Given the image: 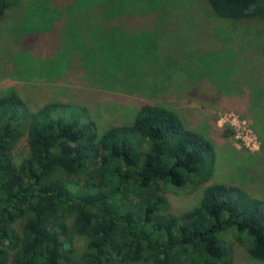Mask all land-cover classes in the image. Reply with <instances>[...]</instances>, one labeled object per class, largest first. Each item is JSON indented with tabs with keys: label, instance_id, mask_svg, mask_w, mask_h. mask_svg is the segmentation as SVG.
Here are the masks:
<instances>
[{
	"label": "trees",
	"instance_id": "16d2710c",
	"mask_svg": "<svg viewBox=\"0 0 264 264\" xmlns=\"http://www.w3.org/2000/svg\"><path fill=\"white\" fill-rule=\"evenodd\" d=\"M21 1L0 0V20ZM147 1L149 21L136 24L126 7L108 30L91 32L88 19H69L62 43L94 39L98 32L100 45L84 50L98 71L136 79L143 72L141 53L155 33L168 42L172 35L177 40L168 53H180L190 48V25L197 18L193 10L182 11L174 33L164 3ZM205 2L215 17L264 24V0ZM32 5L22 18L26 22L29 15L34 31L56 11L46 0ZM21 27L17 34L25 31ZM141 31L152 36L138 46ZM206 70L212 75L204 90L219 93L220 71ZM260 90L255 100L264 97ZM77 104L52 98L30 110L16 92L0 95V264H228L234 244L264 262V200L245 187L208 184L194 206L169 212L170 187H198L213 175L214 144L206 132L168 105L143 102L127 123L97 133L86 107ZM20 141L23 155L15 161Z\"/></svg>",
	"mask_w": 264,
	"mask_h": 264
},
{
	"label": "rangeland",
	"instance_id": "374dc122",
	"mask_svg": "<svg viewBox=\"0 0 264 264\" xmlns=\"http://www.w3.org/2000/svg\"><path fill=\"white\" fill-rule=\"evenodd\" d=\"M46 1L56 12L53 11V16L44 15L43 23L34 31L29 15L26 22L22 18L34 7V0H22L20 6L7 10L0 20V95L14 91L30 110L52 98L78 103L88 110L97 133L108 126L127 123L143 102L168 105L190 127L206 132L214 144L212 177L194 188L170 187L169 212L177 215L188 210L197 203L203 188L215 182L243 186L251 196L264 200V97L254 99L260 89L264 95V24H243L215 17L205 0H161L162 11L169 21L174 20L170 23L174 33L177 31L173 26L181 24L184 11H194L197 18L190 25V37L194 39L191 38L189 49L179 53L174 48L169 54L177 39L171 35L168 42L155 33L153 44L141 53L139 64L143 72L140 69L137 78L130 80L123 74L98 71L94 57L86 54L84 50L100 45L98 32L93 35L95 41L87 35L74 40L78 45L73 42L64 45L63 27L68 26L69 19L74 22L86 18L92 23L91 32L96 27L108 30L115 25L116 15L125 13L123 7L129 9L133 21L140 25L151 19L149 1ZM67 3H73V9H65ZM54 16H60V21L53 20ZM187 22L189 25V19ZM20 27L25 31L17 34ZM237 30L243 34L233 37L232 32ZM141 33L142 43L138 46L152 36ZM32 34L36 38L32 39ZM207 67L220 71L223 80L216 79L221 86L219 93L204 90V81L212 75ZM22 155L23 141H20L14 147V160ZM229 256L228 264H264L248 257L244 248L236 244Z\"/></svg>",
	"mask_w": 264,
	"mask_h": 264
}]
</instances>
